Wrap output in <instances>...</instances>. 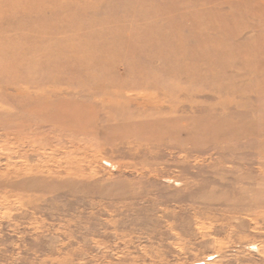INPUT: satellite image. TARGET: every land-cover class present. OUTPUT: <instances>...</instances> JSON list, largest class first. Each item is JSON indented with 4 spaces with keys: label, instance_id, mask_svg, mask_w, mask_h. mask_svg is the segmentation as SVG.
<instances>
[{
    "label": "rangeland",
    "instance_id": "374dc122",
    "mask_svg": "<svg viewBox=\"0 0 264 264\" xmlns=\"http://www.w3.org/2000/svg\"><path fill=\"white\" fill-rule=\"evenodd\" d=\"M0 62V264H264V0H0Z\"/></svg>",
    "mask_w": 264,
    "mask_h": 264
},
{
    "label": "bare ground",
    "instance_id": "6f19581e",
    "mask_svg": "<svg viewBox=\"0 0 264 264\" xmlns=\"http://www.w3.org/2000/svg\"><path fill=\"white\" fill-rule=\"evenodd\" d=\"M1 63V62H0ZM30 65V64H29ZM1 66V65H0ZM20 89V88H19Z\"/></svg>",
    "mask_w": 264,
    "mask_h": 264
}]
</instances>
